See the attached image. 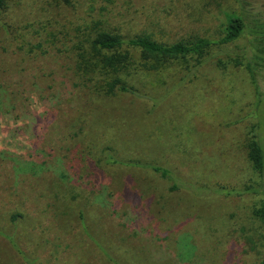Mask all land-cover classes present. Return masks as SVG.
Segmentation results:
<instances>
[{
  "label": "rangeland",
  "instance_id": "obj_1",
  "mask_svg": "<svg viewBox=\"0 0 264 264\" xmlns=\"http://www.w3.org/2000/svg\"><path fill=\"white\" fill-rule=\"evenodd\" d=\"M88 1L21 0L14 20L73 34ZM93 1L123 32L167 42L225 22L217 0ZM14 33L0 29V264H226L234 244L231 264H257L255 252L237 259L246 235L264 241V176L247 150L258 123L264 149V74L260 98L244 69L212 62L185 79L146 75L142 95L96 96L73 86L72 54L28 55ZM256 181L257 194L229 193Z\"/></svg>",
  "mask_w": 264,
  "mask_h": 264
},
{
  "label": "trees",
  "instance_id": "obj_2",
  "mask_svg": "<svg viewBox=\"0 0 264 264\" xmlns=\"http://www.w3.org/2000/svg\"><path fill=\"white\" fill-rule=\"evenodd\" d=\"M72 2L73 0H47L51 8L72 5ZM88 2L87 17L83 22L76 24L73 34L50 31L46 35L44 31L48 30L49 25H42L43 22L38 29L33 30L32 21L26 22L20 16H15L16 21L14 20V13L20 7L21 0H0V29L4 28L8 33L15 32L13 36L20 41V48L27 51L28 55L34 54L37 57L39 54H53L58 59L66 55L65 53L72 54V63L69 67L76 75L73 86L86 88L96 96L115 97L127 93L142 95L138 81L142 82L146 75L164 76L174 72H185L186 75L183 77L185 79L195 75L202 66L210 62L223 71L244 69L256 96L259 98L263 96L259 77L264 74V9L258 5L259 0H217L225 18L218 34L211 36L191 34L175 42L162 41L148 33H125L106 18V9H101L99 14H92L96 10V5L93 0ZM33 34L40 37L36 43H32L33 37L32 39L29 37ZM65 44L68 47L64 50ZM52 86L49 83V87ZM2 90L7 94V87H3ZM260 128L261 123L251 128L247 150L256 174L262 179L264 149L258 133ZM105 161L107 164L121 163L147 167L167 179L172 175L166 167L140 162L130 164L119 161L110 154L105 155ZM261 191L262 185L258 186L256 181L248 184L244 190L235 188L229 193L257 194ZM253 214L264 224V201L254 209ZM19 217H22V214L16 211L13 220L17 221ZM246 241L237 261L241 262V258H244L241 256L255 252L259 257L257 264H264V241L260 236L252 235H246ZM235 252L234 244L226 264L233 262Z\"/></svg>",
  "mask_w": 264,
  "mask_h": 264
}]
</instances>
